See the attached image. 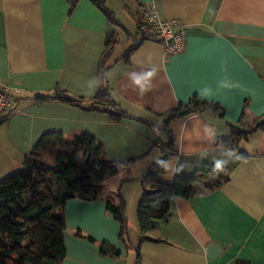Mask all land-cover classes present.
Wrapping results in <instances>:
<instances>
[{
    "label": "crops",
    "instance_id": "0c3cea01",
    "mask_svg": "<svg viewBox=\"0 0 264 264\" xmlns=\"http://www.w3.org/2000/svg\"><path fill=\"white\" fill-rule=\"evenodd\" d=\"M124 1L136 31V13L147 3H153L161 20H180L185 50L168 56L162 43L146 40L126 62L124 55L113 58L114 49L107 72L111 95L132 115L118 124L103 111L18 101L16 112L0 123V180L22 167L44 133H87L102 144L107 161L128 165L127 181L107 178L104 198L117 202L120 191L131 246L120 240V225L106 211L104 198L68 200L64 264H264V132L253 131L244 139L251 145L248 151H227L217 144L229 136L228 125L241 120L249 127L264 116V0ZM105 4L116 18L108 0ZM116 20L120 26L90 0H78L71 13L68 0H0L4 85L18 91L15 96L50 94L59 86L74 96L93 97L108 36L124 29L134 45V34ZM150 71L149 90L140 94L131 77ZM193 95L209 104L203 114L170 120L173 149L159 180L171 183L176 175L189 176L204 164L225 160L229 181L208 194L174 199L169 212L155 221L156 230L145 237L136 220L138 202L149 189L141 179L163 155L157 130L140 119L158 125L155 115L188 103ZM211 104L224 109L223 118ZM99 243L120 257L102 255ZM209 247L218 249L216 257H208Z\"/></svg>",
    "mask_w": 264,
    "mask_h": 264
},
{
    "label": "trees",
    "instance_id": "16d2710c",
    "mask_svg": "<svg viewBox=\"0 0 264 264\" xmlns=\"http://www.w3.org/2000/svg\"><path fill=\"white\" fill-rule=\"evenodd\" d=\"M90 1L110 22L120 26L113 13L106 8L105 0ZM77 2L78 0H68L69 13ZM131 37L134 45L123 56L126 62L138 46L146 40H152L140 34L138 28ZM117 43L115 34H110L99 63V87L93 97L87 99L74 96L59 86L50 94L13 96L14 101L0 123L16 112L13 107L21 99H32L37 103L56 101L81 109L103 111L109 114L111 121L116 124L123 118L132 117L112 97L107 77L110 69L108 63ZM208 104L193 95L188 103H180L175 109L155 115V118L160 120L158 125L140 119L157 130L158 144L163 155L141 179L142 185L149 187L141 196L136 209L138 228L144 236L156 230L155 221L169 212L174 199L208 194L220 189L229 181L226 167L217 171L213 164H204L189 176L176 175L171 183L159 180L173 149L170 120L192 112L203 114ZM211 106L218 112L219 118H223L224 109L218 104ZM263 118L264 116L255 118L249 127H244L241 120L237 124L228 125L229 136L225 140L217 141L218 146L227 151H238L239 144L247 138V134L257 130L264 132ZM162 135H165L166 141L162 140ZM242 156L245 155L242 153ZM127 169L128 165L107 161L102 144L87 133H44L32 151L25 156L22 169L0 180V264H64L66 202L72 199L96 201L104 198L109 190L107 178L119 176L120 182H125ZM116 195L117 202L109 196L104 198L106 211L120 225V240L131 246L128 242L127 205L119 190ZM75 234L84 237L80 231ZM86 239L96 243L90 237ZM98 247L104 256L120 257V252L106 243H99Z\"/></svg>",
    "mask_w": 264,
    "mask_h": 264
},
{
    "label": "built area",
    "instance_id": "2783aa9c",
    "mask_svg": "<svg viewBox=\"0 0 264 264\" xmlns=\"http://www.w3.org/2000/svg\"><path fill=\"white\" fill-rule=\"evenodd\" d=\"M137 28L140 34L162 43L168 56L185 50L186 29L182 22L178 19L161 20L153 3H147L140 7L137 13ZM16 94L18 91L8 89L0 77V120L11 107L14 101L13 96Z\"/></svg>",
    "mask_w": 264,
    "mask_h": 264
},
{
    "label": "rangeland",
    "instance_id": "374dc122",
    "mask_svg": "<svg viewBox=\"0 0 264 264\" xmlns=\"http://www.w3.org/2000/svg\"><path fill=\"white\" fill-rule=\"evenodd\" d=\"M124 2H125L124 0H108V6L110 9L113 10L116 18L124 25L126 30L132 34H135L136 29H135L134 18L132 14H130L124 9ZM115 38L118 42V45L114 51L113 58H119L122 55H124L125 52L133 45V42L127 40L128 38L126 37V31L121 28L116 31ZM250 134L251 133L247 134V137H249ZM250 148L251 145L246 143L245 140H242V142L239 144V150L242 152L248 151L250 150ZM20 169H22V167Z\"/></svg>",
    "mask_w": 264,
    "mask_h": 264
},
{
    "label": "clouds",
    "instance_id": "9594fccd",
    "mask_svg": "<svg viewBox=\"0 0 264 264\" xmlns=\"http://www.w3.org/2000/svg\"><path fill=\"white\" fill-rule=\"evenodd\" d=\"M154 75V72L150 71L147 73H144L143 75H132V83L136 86L140 94H144L146 91L149 90L150 87V79ZM95 91V88L92 89V92ZM92 92H89L88 94L91 95ZM225 160H217L215 161L214 167L217 171H222L223 168L226 165Z\"/></svg>",
    "mask_w": 264,
    "mask_h": 264
},
{
    "label": "water",
    "instance_id": "95a60500",
    "mask_svg": "<svg viewBox=\"0 0 264 264\" xmlns=\"http://www.w3.org/2000/svg\"><path fill=\"white\" fill-rule=\"evenodd\" d=\"M218 249H216L215 247H209L207 249V253H208V257L209 258H214L218 255Z\"/></svg>",
    "mask_w": 264,
    "mask_h": 264
}]
</instances>
